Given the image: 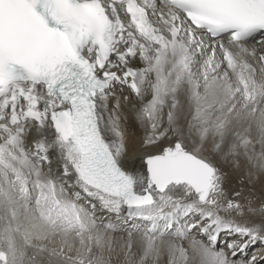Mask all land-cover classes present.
<instances>
[{
    "label": "snow or ice",
    "instance_id": "obj_1",
    "mask_svg": "<svg viewBox=\"0 0 264 264\" xmlns=\"http://www.w3.org/2000/svg\"><path fill=\"white\" fill-rule=\"evenodd\" d=\"M264 0H0V264H264Z\"/></svg>",
    "mask_w": 264,
    "mask_h": 264
},
{
    "label": "bare ground",
    "instance_id": "obj_2",
    "mask_svg": "<svg viewBox=\"0 0 264 264\" xmlns=\"http://www.w3.org/2000/svg\"><path fill=\"white\" fill-rule=\"evenodd\" d=\"M258 248H259V250H258ZM252 249H253V251H252ZM252 253H254V254H252ZM253 255H256L257 259H260L262 256H264V244L257 243L255 245L250 246L247 249V252L245 254H243V256H241L240 258L250 259Z\"/></svg>",
    "mask_w": 264,
    "mask_h": 264
},
{
    "label": "rangeland",
    "instance_id": "obj_3",
    "mask_svg": "<svg viewBox=\"0 0 264 264\" xmlns=\"http://www.w3.org/2000/svg\"><path fill=\"white\" fill-rule=\"evenodd\" d=\"M258 250H259V248H258ZM258 250H257V251H258ZM252 251H253V249H252ZM252 254H254V253H252Z\"/></svg>",
    "mask_w": 264,
    "mask_h": 264
}]
</instances>
